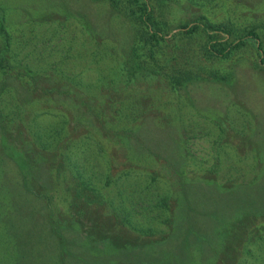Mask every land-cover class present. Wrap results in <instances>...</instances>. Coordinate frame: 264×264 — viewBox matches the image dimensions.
Returning <instances> with one entry per match:
<instances>
[{
    "label": "rangeland",
    "instance_id": "rangeland-1",
    "mask_svg": "<svg viewBox=\"0 0 264 264\" xmlns=\"http://www.w3.org/2000/svg\"><path fill=\"white\" fill-rule=\"evenodd\" d=\"M162 2L165 53L199 14L264 26V0ZM0 14V264H233L264 222V64L251 48L224 63L226 82L172 90L136 73L95 87L96 59L123 63L134 37L106 1L0 0ZM79 141L87 153L67 157ZM122 170L139 178L121 185ZM191 200L224 208L232 221L213 230L225 243L201 237Z\"/></svg>",
    "mask_w": 264,
    "mask_h": 264
},
{
    "label": "trees",
    "instance_id": "trees-1",
    "mask_svg": "<svg viewBox=\"0 0 264 264\" xmlns=\"http://www.w3.org/2000/svg\"><path fill=\"white\" fill-rule=\"evenodd\" d=\"M104 1L130 21L134 29V37L123 63L111 64V53L108 55L100 54V58L96 59V62L102 61L100 65L96 66L97 74L95 84H93L95 87L104 84L108 80L124 81L125 84L130 83L134 80L136 73L144 78L159 75L172 90L186 85L187 82L196 80L226 82L231 79L233 69L231 68V70L224 63L231 59L234 61V56L242 51V47L247 46L251 48V51L257 57L255 65L264 64L263 25L249 23L238 27L226 21H213L204 14H199L191 23H181L179 29L168 35V38L172 39V46L171 51L165 53L166 34L170 31H168L169 27L165 25V19L162 16V0ZM0 34L3 35L4 42L7 43L8 35L2 24L1 14ZM186 43H190L189 49L185 55L178 59L175 50L178 47L185 49ZM73 83H81V81L75 78ZM128 104L130 105L129 102ZM128 116L132 117L129 114ZM52 123L54 122L46 121L47 126ZM41 126L39 124L40 128ZM55 128L56 126H53L51 131L48 132L49 141H53L56 137L59 138L57 133L62 130V125H60V130ZM41 134H47V128L42 130ZM80 141L68 146L65 154L67 157L73 159L75 152L78 155L87 153L88 144L83 145ZM232 158L237 163L245 162L244 157L242 158V156L236 154L235 158ZM137 174L139 173H136V171L122 170L117 173L114 180L122 185L131 177L138 179ZM221 188L226 193H231L233 189L232 186ZM189 204L192 218L196 219L195 215L197 214L202 215L203 219H200L203 220V223L201 224L208 228L201 232V237L208 240L209 237L213 236L219 245L225 243L224 240L229 236L228 232H220L215 235L216 232L213 230L217 227L219 220L222 221L221 225L232 221L227 213L222 214L224 208L221 206L219 214V212H212L213 207L208 204L202 202L192 203V200ZM121 205L126 207L123 202ZM204 213L206 214L204 215ZM259 228L264 229V222H260L259 225L254 227V230H244V234H241V252L233 264H258L264 261L262 257L264 231L262 233L258 232ZM256 229H258V233L255 234Z\"/></svg>",
    "mask_w": 264,
    "mask_h": 264
}]
</instances>
